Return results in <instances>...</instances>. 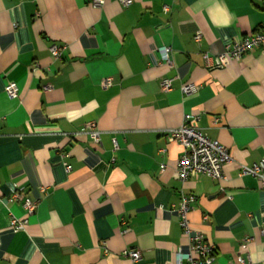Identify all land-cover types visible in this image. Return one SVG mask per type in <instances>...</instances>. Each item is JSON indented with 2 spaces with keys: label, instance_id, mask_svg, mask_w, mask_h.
I'll list each match as a JSON object with an SVG mask.
<instances>
[{
  "label": "crops",
  "instance_id": "obj_1",
  "mask_svg": "<svg viewBox=\"0 0 264 264\" xmlns=\"http://www.w3.org/2000/svg\"><path fill=\"white\" fill-rule=\"evenodd\" d=\"M90 1L0 0V264H176L189 252L182 194L194 197L189 227L216 264H264V188L239 174L264 158V53L218 59L264 29V0ZM8 82L17 97L5 94ZM186 84L198 90L184 95ZM186 115L227 148L220 181L177 179L182 150L166 132ZM89 122L99 144L81 133ZM15 190L37 203L21 231L9 225L25 218L8 201Z\"/></svg>",
  "mask_w": 264,
  "mask_h": 264
},
{
  "label": "built area",
  "instance_id": "obj_2",
  "mask_svg": "<svg viewBox=\"0 0 264 264\" xmlns=\"http://www.w3.org/2000/svg\"><path fill=\"white\" fill-rule=\"evenodd\" d=\"M119 4L126 8L131 5L132 0H118ZM104 0H91L90 4L94 7H100ZM166 10V8H164ZM200 34H196L194 40L200 41ZM259 48L264 53V29L254 31L245 36L234 40L226 49L218 56L219 62L222 66L228 64L232 60H239L240 57L254 49ZM62 48L56 44L50 46L49 51L54 59L60 58ZM158 57L162 63L170 64V48L160 47L158 49ZM111 84L110 79H105L101 86L106 88ZM172 80L165 79L160 83L162 92H168L171 89ZM50 87L43 86L42 90L47 91ZM198 90L195 84H186L181 87V92L184 95L194 94ZM5 94L10 98L17 97L18 88L14 82H8L4 88ZM196 116L186 115L183 118V123L177 127L168 130L166 133L167 140L170 143H177L181 147V155L177 161L176 177L180 182H186L189 179L197 178L199 176H206L213 181H220L223 179V168L231 162L227 148L219 144L217 141L210 140L204 136L200 130L191 125L196 122ZM82 134L87 135L94 144L100 143V131L94 122H89L83 128ZM113 149H117L115 140H112ZM163 169V165L160 166ZM69 170V167H66ZM264 158L252 166H240V176L250 175L255 177L260 185L264 188ZM9 203L21 202L25 213V218L17 219L13 215L9 220L10 228L13 231H21L27 225V217L30 216L35 208L36 202L28 197L22 195V191L15 190L8 199ZM194 202V197L189 195H181V200L178 208L179 224L183 235L189 241V252L176 254V264H216L214 247L207 244L203 236L199 233H192L189 227L187 215L191 210V204ZM264 235V228L261 230ZM250 239L244 240L245 243ZM123 256L129 258L133 262L140 259V254L136 250H125ZM238 264H247L245 260L238 256Z\"/></svg>",
  "mask_w": 264,
  "mask_h": 264
}]
</instances>
